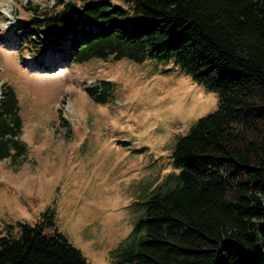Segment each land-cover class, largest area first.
<instances>
[{
  "label": "trees",
  "instance_id": "1",
  "mask_svg": "<svg viewBox=\"0 0 264 264\" xmlns=\"http://www.w3.org/2000/svg\"><path fill=\"white\" fill-rule=\"evenodd\" d=\"M13 32L17 47L48 68L173 60L220 96L218 109L178 138L176 186L150 198L141 240L114 264H264V0H81L36 13ZM51 47L58 57L48 64ZM109 89L101 81L87 92L106 102ZM21 134L18 100L3 82L0 160L23 153ZM0 264L89 263L61 233L21 225L17 238L0 237Z\"/></svg>",
  "mask_w": 264,
  "mask_h": 264
},
{
  "label": "rangeland",
  "instance_id": "2",
  "mask_svg": "<svg viewBox=\"0 0 264 264\" xmlns=\"http://www.w3.org/2000/svg\"><path fill=\"white\" fill-rule=\"evenodd\" d=\"M80 1L0 0V86L18 100L25 145L0 160V237L39 225L45 235L61 233L89 264H114L141 240L150 198L176 186L178 138L216 111L220 96L173 60L93 58L48 68L17 47L20 23ZM53 49L43 56L48 64L58 57ZM101 81L110 85L106 102L87 92Z\"/></svg>",
  "mask_w": 264,
  "mask_h": 264
}]
</instances>
